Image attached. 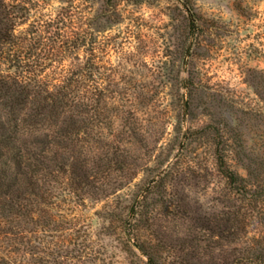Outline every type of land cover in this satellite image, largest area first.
<instances>
[{
	"label": "rangeland",
	"instance_id": "rangeland-1",
	"mask_svg": "<svg viewBox=\"0 0 264 264\" xmlns=\"http://www.w3.org/2000/svg\"><path fill=\"white\" fill-rule=\"evenodd\" d=\"M26 2H17L28 9L20 30L50 31V56L58 57L49 69L71 65L65 15L74 13L86 32L77 63L86 71L96 55V84L112 95L109 110L98 100L97 117L108 116L113 125L102 124L103 136L97 134L109 145L102 141L88 153L90 185L75 184L68 168L62 207L34 215L37 223L18 219L16 231L29 242L0 237V250L10 256L3 264H145L140 243L148 241L160 264H210L219 253L213 217L250 212L238 185L219 171L214 151L224 149L240 171L232 152L242 142L254 159L264 154L259 99L247 83L249 72L264 68V0ZM186 85L193 99L185 96ZM104 152L111 161L94 163ZM263 171L250 179L258 188ZM133 221L138 239L130 233ZM247 223L249 237L264 232L259 216Z\"/></svg>",
	"mask_w": 264,
	"mask_h": 264
},
{
	"label": "trees",
	"instance_id": "trees-1",
	"mask_svg": "<svg viewBox=\"0 0 264 264\" xmlns=\"http://www.w3.org/2000/svg\"><path fill=\"white\" fill-rule=\"evenodd\" d=\"M17 2L0 0V237L24 243L29 239L19 237L22 231H16L18 219L28 216L31 223H37L34 215L62 207L68 168L75 184L80 187L83 182L88 184L91 168L88 153L95 152V145L103 141L97 137L98 133L103 136L102 124L110 128L113 120L108 116L97 117L98 100L104 99L102 109L109 110L111 104L106 99L112 95H108L110 89L105 87L109 91L105 94L96 84V55L87 63L86 71L77 63L81 57L76 51L86 32L80 30L74 13L67 10L65 15V60L70 58L71 65L54 70L47 67L49 61L58 57L50 56L53 48L47 44L52 38L50 31L42 26L20 30L26 19L22 11L28 9ZM253 73H248L247 83L259 99L257 138L264 151V68ZM185 88L187 99H193L191 86ZM190 107L189 104L187 110ZM228 140L226 137L223 142L226 144ZM104 145H109L107 140ZM232 154L242 171L232 167L233 158L224 149L214 151L219 171L231 187L238 185L237 192L250 212L213 217L212 233L219 253L210 264H264V232L249 237L245 229L249 216H259L264 226V208L259 205L264 187L258 188L250 181L262 171L264 154L254 159L243 142ZM97 161L111 160L104 152L94 158V163ZM8 216H14L15 220L10 221ZM138 229L136 221L130 223V233L137 239ZM140 248L148 257L145 264H160L152 241L147 245L141 242ZM9 257L0 250V264Z\"/></svg>",
	"mask_w": 264,
	"mask_h": 264
}]
</instances>
